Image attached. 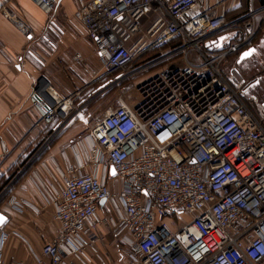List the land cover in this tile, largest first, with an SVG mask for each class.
Returning a JSON list of instances; mask_svg holds the SVG:
<instances>
[{
  "label": "built area",
  "instance_id": "1",
  "mask_svg": "<svg viewBox=\"0 0 264 264\" xmlns=\"http://www.w3.org/2000/svg\"><path fill=\"white\" fill-rule=\"evenodd\" d=\"M32 2L49 12L58 0ZM233 2L217 1L224 10L213 15L204 0H77L97 73L70 96L42 79L28 97L34 128L53 127L54 139L86 104L116 96L88 128L84 156L46 196L58 235L31 262L10 264H90L85 252L105 243L103 230L128 264H264V125L244 101L247 85L223 69L257 26L253 10L229 19ZM102 203L109 217L98 215ZM6 240L0 232V264Z\"/></svg>",
  "mask_w": 264,
  "mask_h": 264
},
{
  "label": "crops",
  "instance_id": "2",
  "mask_svg": "<svg viewBox=\"0 0 264 264\" xmlns=\"http://www.w3.org/2000/svg\"><path fill=\"white\" fill-rule=\"evenodd\" d=\"M71 1L58 0L48 12L32 0H0V8L8 15L0 12V178H9L11 169L16 171L1 192L9 188L0 204V214L6 218L0 226V232L7 235L3 247L6 264L31 262L44 242L58 235L52 210L43 209L46 196L63 184L67 167L86 152L88 132L80 124L69 125L51 139L53 127L34 128L37 115L28 101L42 79L63 96H70L85 88L97 73L92 42L78 19L79 5ZM217 1L204 0L213 15L224 10L215 8ZM227 8L229 19L245 18L253 10L257 30L246 46L226 59L224 72L234 85L246 79L256 81L264 101L260 83H264V0H234ZM233 36L228 35L225 42ZM94 86L99 89L101 84ZM28 154L32 157L21 165ZM109 188L118 190L119 182L111 180ZM10 197L24 207L11 206ZM98 215L109 217L106 204L99 205ZM103 232L105 243L85 252L90 264H128L120 243L108 231Z\"/></svg>",
  "mask_w": 264,
  "mask_h": 264
},
{
  "label": "rangeland",
  "instance_id": "3",
  "mask_svg": "<svg viewBox=\"0 0 264 264\" xmlns=\"http://www.w3.org/2000/svg\"><path fill=\"white\" fill-rule=\"evenodd\" d=\"M72 4L76 5L77 0H72ZM78 5V3H77ZM156 68H153L149 71V73L153 72ZM148 73V74H149ZM261 85L264 88V83L260 81ZM247 85V88L244 91V101L248 104V107L250 110L262 120V123L264 125V101L257 91L258 85L256 84V81H250V80H245L242 84L240 85ZM97 87H89L84 94H82V99L79 98V101H87L91 97H93L99 89H96ZM264 91V89H263ZM264 93V92H263ZM116 96V91L110 90L105 95H101V97L94 99L92 102H89L84 106L81 110V113L79 116H77L74 121L71 124H80L84 131H87V129L95 122L96 120H99L103 118L104 116L108 115L111 111L114 99ZM36 158V157H35ZM116 181L117 179L114 178H109L108 181ZM185 220V217H179V218H171L168 219L167 224L177 226L179 223Z\"/></svg>",
  "mask_w": 264,
  "mask_h": 264
},
{
  "label": "trees",
  "instance_id": "4",
  "mask_svg": "<svg viewBox=\"0 0 264 264\" xmlns=\"http://www.w3.org/2000/svg\"><path fill=\"white\" fill-rule=\"evenodd\" d=\"M226 16H229V12H227ZM32 157V154H28L24 159H21L20 163L21 165L26 164L28 162V160ZM9 173H11V175L9 176V178H0V194L2 192V190L11 182V180L14 177V174H16V171H13L12 169L9 171ZM6 199V197H4L1 201L0 204L2 202H4Z\"/></svg>",
  "mask_w": 264,
  "mask_h": 264
},
{
  "label": "water",
  "instance_id": "5",
  "mask_svg": "<svg viewBox=\"0 0 264 264\" xmlns=\"http://www.w3.org/2000/svg\"><path fill=\"white\" fill-rule=\"evenodd\" d=\"M220 41H221V38L218 39V42H220ZM206 46H208V44ZM110 176L111 177L115 176V173H114L112 168L110 169ZM5 220H6V218L2 214H0V226H2L4 224Z\"/></svg>",
  "mask_w": 264,
  "mask_h": 264
}]
</instances>
